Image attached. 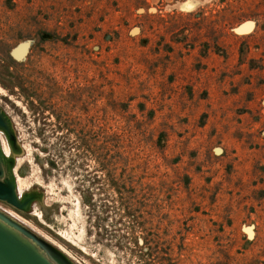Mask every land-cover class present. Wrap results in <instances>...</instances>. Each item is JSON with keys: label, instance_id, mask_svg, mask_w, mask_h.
Segmentation results:
<instances>
[{"label": "rangeland", "instance_id": "374dc122", "mask_svg": "<svg viewBox=\"0 0 264 264\" xmlns=\"http://www.w3.org/2000/svg\"><path fill=\"white\" fill-rule=\"evenodd\" d=\"M0 111L70 264H264V0H0Z\"/></svg>", "mask_w": 264, "mask_h": 264}, {"label": "water", "instance_id": "95a60500", "mask_svg": "<svg viewBox=\"0 0 264 264\" xmlns=\"http://www.w3.org/2000/svg\"><path fill=\"white\" fill-rule=\"evenodd\" d=\"M29 44H21L12 55L23 48L22 59ZM14 57V56H13ZM0 131L12 139L10 125L0 111ZM12 163L6 160L0 144V202L19 211H26L30 200H19L16 184L11 176ZM0 264H70L52 247L38 239L24 227L0 212Z\"/></svg>", "mask_w": 264, "mask_h": 264}]
</instances>
